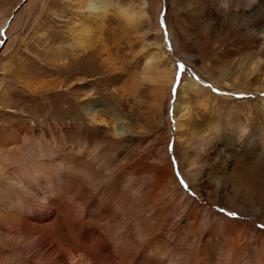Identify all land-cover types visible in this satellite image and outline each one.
Wrapping results in <instances>:
<instances>
[{"label": "rangeland", "instance_id": "1", "mask_svg": "<svg viewBox=\"0 0 264 264\" xmlns=\"http://www.w3.org/2000/svg\"><path fill=\"white\" fill-rule=\"evenodd\" d=\"M107 1L108 9L96 13L88 9L86 0H0V127L25 118L41 129L47 114L56 129L83 132L95 144L105 142L103 132L94 135L88 128L96 121L83 110L87 101L81 100L84 95L54 93L46 98L41 93L48 92L46 88L55 85L53 80L65 75L57 68L63 61L123 64L126 77L138 78L141 83L133 90L139 104L137 118L143 122L135 126L133 116H127L130 120L125 116L130 131L126 135L130 137L125 138L120 156L126 159L135 145L139 146H135L136 152H147L153 143L160 155L161 142L170 132L174 169L189 194L199 197L189 181L198 164L212 182L234 170L236 215H229V209L218 199V205L206 206L213 214L238 217L264 231V181L253 172L257 165L264 169V0ZM122 8L135 16L131 20L125 17ZM84 72L90 74V68ZM102 80L96 75L89 85L103 93ZM185 82L198 87L184 89L181 84ZM78 87L83 88L69 83L71 90ZM114 87L110 85L111 90ZM93 96L90 101L96 99L95 105L108 101L104 94ZM137 133L144 141L132 138ZM203 138L210 146L208 157L202 159ZM174 150L179 152L184 174ZM240 176L245 177V184L238 182ZM224 185L232 188L229 182ZM188 204L194 208L196 202ZM205 213L200 212L201 216ZM190 215L188 211L179 218L188 222ZM207 220L219 226L213 216ZM220 235L216 229L214 236Z\"/></svg>", "mask_w": 264, "mask_h": 264}, {"label": "bare ground", "instance_id": "2", "mask_svg": "<svg viewBox=\"0 0 264 264\" xmlns=\"http://www.w3.org/2000/svg\"><path fill=\"white\" fill-rule=\"evenodd\" d=\"M86 4L90 11L99 13L105 12L110 2L86 0ZM121 12L129 19L135 16L124 8ZM57 68L65 75L53 80L55 85L41 94L46 98L54 93L84 95L79 96L87 100L83 110L96 121L88 128L94 135L103 132L106 141L95 144L79 130L56 129L47 114L41 129L25 118L0 127V264H264V231L237 216L213 214L206 206L218 205L221 200L226 210L236 213L234 170L212 182L202 173L201 165L194 167L189 181L197 199L180 184L175 172L170 132L161 142L160 155L153 143L147 152H136L135 145L126 159L120 156L125 138L130 137L126 135L130 131L125 116H133L132 125L143 122L137 118L139 104L133 90L141 84L138 78H127L125 66L109 60L74 59L59 63ZM87 68L90 74L84 72ZM105 69L108 74L103 73ZM96 75L103 79L107 91L99 93L89 85ZM68 82L83 88L71 90ZM60 85V90L52 91ZM88 85L91 88L87 89ZM181 87L196 89L198 84L185 82ZM96 94L106 95L108 101L93 104L96 99L90 100ZM98 112L109 118L100 117ZM132 138L144 141L138 133ZM209 146L203 138L202 159L208 157ZM213 148L218 149L217 145ZM174 151L184 174L179 152ZM253 172L264 181V169L257 165ZM243 178H237L238 182L245 184ZM227 182L232 188L224 185ZM191 201L196 202L194 208L188 204ZM188 211L190 219L184 222L179 216ZM203 211L206 213L201 216ZM209 216L219 226L210 225ZM216 229L219 237L214 236Z\"/></svg>", "mask_w": 264, "mask_h": 264}, {"label": "snow or ice", "instance_id": "3", "mask_svg": "<svg viewBox=\"0 0 264 264\" xmlns=\"http://www.w3.org/2000/svg\"><path fill=\"white\" fill-rule=\"evenodd\" d=\"M181 67H183V65H181ZM223 211V210H222ZM229 215H236L235 213H229Z\"/></svg>", "mask_w": 264, "mask_h": 264}]
</instances>
